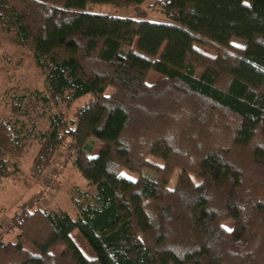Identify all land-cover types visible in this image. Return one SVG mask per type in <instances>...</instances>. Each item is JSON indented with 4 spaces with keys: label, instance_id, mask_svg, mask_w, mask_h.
<instances>
[{
    "label": "trees",
    "instance_id": "1",
    "mask_svg": "<svg viewBox=\"0 0 264 264\" xmlns=\"http://www.w3.org/2000/svg\"><path fill=\"white\" fill-rule=\"evenodd\" d=\"M147 1L0 0L45 83L27 122L16 103L0 119V182L36 140L34 171L69 145L92 190L76 217H15L0 264H264V0H154L164 21L90 9Z\"/></svg>",
    "mask_w": 264,
    "mask_h": 264
},
{
    "label": "rangeland",
    "instance_id": "2",
    "mask_svg": "<svg viewBox=\"0 0 264 264\" xmlns=\"http://www.w3.org/2000/svg\"><path fill=\"white\" fill-rule=\"evenodd\" d=\"M153 4L154 0H149L141 6L91 5L90 9L95 12L129 16L135 19L164 21L161 10ZM0 13L4 17L3 24H0V119L10 116L12 105L16 103L22 108L20 111L22 119L27 122L29 116L38 108L29 94L45 89L44 77L35 63L32 51L20 43L17 26L13 22V14L6 4L0 3ZM234 41L240 45L245 43L244 40L238 38H234ZM157 78L158 74L150 72L147 82L153 83ZM90 99L91 95H86L75 101L69 108L70 118H74L76 110L86 105ZM49 124L48 118H41L38 120V126L28 124L24 127L22 134L27 141H30L31 126L38 131L40 127L44 129ZM101 146L95 151V155ZM39 148L36 140L29 143L24 154L17 160V170L14 168L11 176L3 178L0 182V241L2 242L16 241L21 232L19 226L13 225L15 217L20 218L26 211L33 208L36 210L61 209L76 217L78 207L73 197L92 192L86 181L73 167L72 149L69 145H65L54 154L51 165L41 174L33 169ZM122 174L134 177L127 170H123ZM225 226L231 228L233 222H227ZM40 227L43 225L38 226ZM72 238L86 256H94V252L79 231H74Z\"/></svg>",
    "mask_w": 264,
    "mask_h": 264
}]
</instances>
